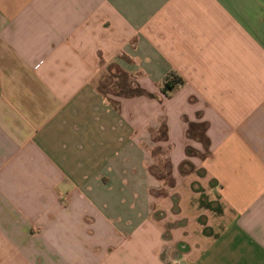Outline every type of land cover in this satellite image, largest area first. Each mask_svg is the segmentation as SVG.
<instances>
[{"label":"crops","instance_id":"1","mask_svg":"<svg viewBox=\"0 0 264 264\" xmlns=\"http://www.w3.org/2000/svg\"><path fill=\"white\" fill-rule=\"evenodd\" d=\"M0 264H264V0H0Z\"/></svg>","mask_w":264,"mask_h":264},{"label":"trees","instance_id":"2","mask_svg":"<svg viewBox=\"0 0 264 264\" xmlns=\"http://www.w3.org/2000/svg\"><path fill=\"white\" fill-rule=\"evenodd\" d=\"M184 85H185L184 79L181 76H179L178 74L171 72L168 74V76H166V78L163 82L162 92L166 97H170L171 94L175 90L182 88ZM130 95L131 96L145 95V92L141 88L136 86L135 89L131 90ZM163 135H165V133H163ZM202 137L204 138L203 134H202L201 139H200L201 142L206 143V140H204ZM206 151H207V149H206ZM188 153L190 154L189 151H188Z\"/></svg>","mask_w":264,"mask_h":264},{"label":"rangeland","instance_id":"3","mask_svg":"<svg viewBox=\"0 0 264 264\" xmlns=\"http://www.w3.org/2000/svg\"><path fill=\"white\" fill-rule=\"evenodd\" d=\"M128 79H130L131 82H133V79L132 78H127V77H125L124 82L125 81H128ZM119 81L122 83V79L118 80V82H116V81L115 82L116 83H119ZM112 89H116V88H114V87H107V91H104L105 94H117V91L116 90L112 91ZM192 153L194 154L195 152H192ZM199 156L201 158H205L206 152H203L202 154H199ZM185 169L189 171L190 170V167L188 165H186L185 166ZM152 173L155 176H157V177H163V176L166 177V175H167V164H166V162L163 161V162H160L158 165L153 166L152 167ZM166 179L168 180V178H166ZM181 192H182V188H181Z\"/></svg>","mask_w":264,"mask_h":264}]
</instances>
